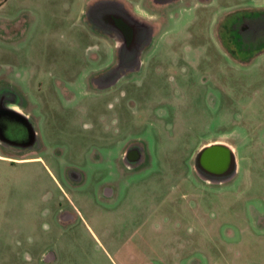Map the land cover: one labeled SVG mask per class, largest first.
<instances>
[{"label":"rangeland","instance_id":"374dc122","mask_svg":"<svg viewBox=\"0 0 264 264\" xmlns=\"http://www.w3.org/2000/svg\"><path fill=\"white\" fill-rule=\"evenodd\" d=\"M94 1L0 0V94L39 138L0 142L35 156L0 159V264H264V12L240 53L217 39L225 13L264 0H119L152 34L134 92L123 75L102 95L85 48L110 55L122 36L91 29L112 25L111 3ZM131 139L146 142L141 169L122 158ZM212 142L234 153L228 179L193 170Z\"/></svg>","mask_w":264,"mask_h":264},{"label":"flooded vegetation","instance_id":"af4514ba","mask_svg":"<svg viewBox=\"0 0 264 264\" xmlns=\"http://www.w3.org/2000/svg\"><path fill=\"white\" fill-rule=\"evenodd\" d=\"M154 1L163 3L170 2L169 0ZM108 2L112 5L111 27H103L97 21L91 19V29L96 31V33L98 31H116L121 34L122 39L120 42L116 41L111 49L106 47L107 51L110 50V55L105 56L103 55L104 46L102 44L94 43L87 45L85 54L88 60L83 63V68H87V75L89 76L88 83L93 86L96 94L102 95V90L107 86H112L116 89L123 75L128 76L130 84L127 87L131 89L130 91L134 92L139 83L135 78V71L140 67V49H143L145 45H149L152 27L147 23H138L135 20H131L130 12L119 0H96L90 3V7L95 11L98 10L101 4ZM98 11L100 14L104 12L103 9ZM263 12L264 8L245 7L233 9L225 13L227 16L220 21L217 30V39L221 46L226 51H229L227 45L234 47L240 53L241 47H243V44L239 43L242 42L241 37L247 31H250L252 34L255 31L256 33L259 31V26L261 25L260 18ZM257 13L260 14V17ZM252 37L255 38V34ZM123 50H127V54H122ZM114 69L117 70L115 75L112 77H103L104 74ZM19 92L22 94L21 90ZM121 94H126V92H122ZM12 103H15V99L9 98L4 93L0 94V142L3 145L15 147L20 150L28 148L33 150L39 142L35 127L36 118L30 112L24 113L13 107ZM37 106L42 108V103L38 102ZM120 107L121 104H119ZM126 143L125 149L122 151V158L126 160L127 165L129 164L130 167L132 166L135 169L143 168L144 165L140 164L145 159L144 150L146 148L144 144L146 142L131 139ZM231 150L218 142L201 145L197 148L194 156L195 159L193 158L194 172L213 181L228 179L235 172V158ZM148 154L150 163L151 155L149 151ZM149 163L145 166H148Z\"/></svg>","mask_w":264,"mask_h":264},{"label":"crops","instance_id":"0c3cea01","mask_svg":"<svg viewBox=\"0 0 264 264\" xmlns=\"http://www.w3.org/2000/svg\"><path fill=\"white\" fill-rule=\"evenodd\" d=\"M169 1L180 2V1H183V0H169ZM208 1H210V0H208ZM34 157L33 156H28V157H18V158H16L15 156H10L7 153L6 154L5 153H2V154L0 153V159H5V160H18V162L19 161H25V160H31Z\"/></svg>","mask_w":264,"mask_h":264}]
</instances>
